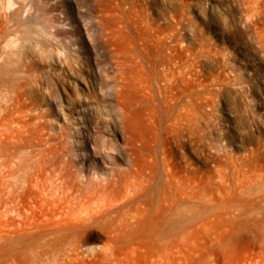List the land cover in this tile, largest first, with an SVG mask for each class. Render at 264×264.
<instances>
[{
	"label": "bare ground",
	"instance_id": "obj_1",
	"mask_svg": "<svg viewBox=\"0 0 264 264\" xmlns=\"http://www.w3.org/2000/svg\"><path fill=\"white\" fill-rule=\"evenodd\" d=\"M67 8L0 0V264H264V141L174 174L161 136L199 135L196 74L172 94L195 64Z\"/></svg>",
	"mask_w": 264,
	"mask_h": 264
},
{
	"label": "rangeland",
	"instance_id": "obj_2",
	"mask_svg": "<svg viewBox=\"0 0 264 264\" xmlns=\"http://www.w3.org/2000/svg\"><path fill=\"white\" fill-rule=\"evenodd\" d=\"M26 1L58 20L67 12L74 15L66 9L70 0ZM76 4L91 27L98 29L101 20L125 39L157 36L158 44L168 48L163 55L187 66L195 64L194 70L187 69L184 81H175L172 94L187 92L196 74L199 135L167 128L161 136L174 174L183 172L185 159L201 175L211 173L220 146L241 154L257 139L264 141V0H76ZM97 53L99 65L107 68L106 54ZM106 74L112 76L111 71ZM88 236L84 248L105 247L100 233L90 231ZM133 262L143 264L139 258Z\"/></svg>",
	"mask_w": 264,
	"mask_h": 264
}]
</instances>
